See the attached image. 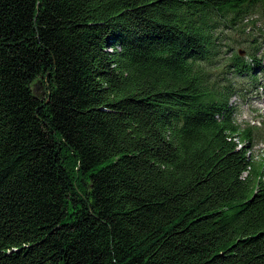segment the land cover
Returning a JSON list of instances; mask_svg holds the SVG:
<instances>
[{
    "label": "trees",
    "instance_id": "16d2710c",
    "mask_svg": "<svg viewBox=\"0 0 264 264\" xmlns=\"http://www.w3.org/2000/svg\"><path fill=\"white\" fill-rule=\"evenodd\" d=\"M257 11L0 0V264H264L259 63L222 50Z\"/></svg>",
    "mask_w": 264,
    "mask_h": 264
},
{
    "label": "rangeland",
    "instance_id": "374dc122",
    "mask_svg": "<svg viewBox=\"0 0 264 264\" xmlns=\"http://www.w3.org/2000/svg\"><path fill=\"white\" fill-rule=\"evenodd\" d=\"M244 24L246 27L243 32L240 31V28L236 31L235 29L222 30V33L228 38L225 41V48L222 50L229 49L225 51V58L238 50L246 52L248 48L255 50L257 54L259 65L254 69V76L260 89L252 93L247 90L241 97L231 98L230 102L236 109L235 123L240 127L250 126L255 128L253 132L255 139L252 141L251 152L260 157L262 150H264V14L257 11L247 22L244 21ZM106 51L110 52L111 50L107 49ZM240 56L242 57V55ZM240 81V79L237 80V82ZM32 92L34 96L43 98L42 84L35 82L32 86Z\"/></svg>",
    "mask_w": 264,
    "mask_h": 264
},
{
    "label": "water",
    "instance_id": "95a60500",
    "mask_svg": "<svg viewBox=\"0 0 264 264\" xmlns=\"http://www.w3.org/2000/svg\"><path fill=\"white\" fill-rule=\"evenodd\" d=\"M238 54H239V55H242V54H243V52L238 50Z\"/></svg>",
    "mask_w": 264,
    "mask_h": 264
}]
</instances>
